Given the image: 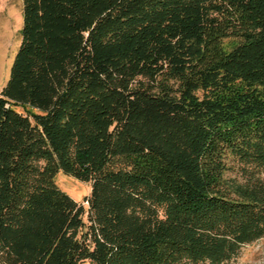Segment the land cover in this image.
I'll return each instance as SVG.
<instances>
[{
	"label": "trees",
	"instance_id": "16d2710c",
	"mask_svg": "<svg viewBox=\"0 0 264 264\" xmlns=\"http://www.w3.org/2000/svg\"><path fill=\"white\" fill-rule=\"evenodd\" d=\"M22 1L0 264H231L264 238V0Z\"/></svg>",
	"mask_w": 264,
	"mask_h": 264
},
{
	"label": "rangeland",
	"instance_id": "374dc122",
	"mask_svg": "<svg viewBox=\"0 0 264 264\" xmlns=\"http://www.w3.org/2000/svg\"><path fill=\"white\" fill-rule=\"evenodd\" d=\"M22 12V0H0V92L9 80L11 66L21 43ZM15 109L18 113L27 115L22 108L17 107ZM229 168L226 178L241 182L242 176L239 166L231 162ZM55 183L79 205L88 208L84 201L90 195V183L80 182L62 172L57 174ZM84 221L87 223V214ZM231 264H264V238L242 247L238 257Z\"/></svg>",
	"mask_w": 264,
	"mask_h": 264
}]
</instances>
